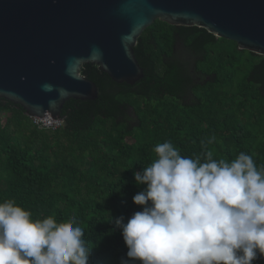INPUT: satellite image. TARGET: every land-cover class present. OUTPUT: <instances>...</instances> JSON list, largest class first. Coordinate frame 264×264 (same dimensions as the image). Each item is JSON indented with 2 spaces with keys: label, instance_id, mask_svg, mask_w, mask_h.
<instances>
[{
  "label": "trees",
  "instance_id": "trees-1",
  "mask_svg": "<svg viewBox=\"0 0 264 264\" xmlns=\"http://www.w3.org/2000/svg\"><path fill=\"white\" fill-rule=\"evenodd\" d=\"M133 49L144 76L117 83L97 64H82L98 96L66 100L56 129L37 127L20 105L0 98V203L14 200L33 220L74 219L91 249L89 264L128 259L115 220L127 223L143 210L133 197L146 185L134 173L155 161L157 144L170 141L201 162L208 151L227 162L244 152L264 168L263 55L160 19Z\"/></svg>",
  "mask_w": 264,
  "mask_h": 264
},
{
  "label": "clouds",
  "instance_id": "clouds-1",
  "mask_svg": "<svg viewBox=\"0 0 264 264\" xmlns=\"http://www.w3.org/2000/svg\"><path fill=\"white\" fill-rule=\"evenodd\" d=\"M215 136L207 140L215 141ZM204 145V141L201 142ZM133 197L142 211L115 224L128 249L120 264H253L264 257V168L244 152L231 162L182 157L170 141ZM74 219L33 220L14 200L0 203V264H89L91 249Z\"/></svg>",
  "mask_w": 264,
  "mask_h": 264
},
{
  "label": "water",
  "instance_id": "water-1",
  "mask_svg": "<svg viewBox=\"0 0 264 264\" xmlns=\"http://www.w3.org/2000/svg\"><path fill=\"white\" fill-rule=\"evenodd\" d=\"M156 19L264 56V0H0V98L60 119L66 100L98 96L84 63L134 84L144 72L133 47Z\"/></svg>",
  "mask_w": 264,
  "mask_h": 264
},
{
  "label": "built area",
  "instance_id": "built-area-1",
  "mask_svg": "<svg viewBox=\"0 0 264 264\" xmlns=\"http://www.w3.org/2000/svg\"><path fill=\"white\" fill-rule=\"evenodd\" d=\"M30 118L32 119L33 124H35L37 127L46 129H56L64 122L62 117L60 119H53L49 113H46L42 117L33 116Z\"/></svg>",
  "mask_w": 264,
  "mask_h": 264
},
{
  "label": "rangeland",
  "instance_id": "rangeland-1",
  "mask_svg": "<svg viewBox=\"0 0 264 264\" xmlns=\"http://www.w3.org/2000/svg\"><path fill=\"white\" fill-rule=\"evenodd\" d=\"M6 115H7V114L4 113V114H3V117H5Z\"/></svg>",
  "mask_w": 264,
  "mask_h": 264
}]
</instances>
